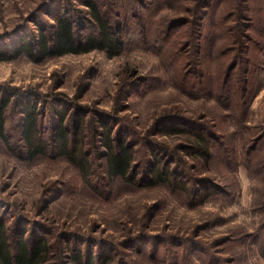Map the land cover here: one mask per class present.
<instances>
[{
	"label": "rangeland",
	"instance_id": "1",
	"mask_svg": "<svg viewBox=\"0 0 264 264\" xmlns=\"http://www.w3.org/2000/svg\"><path fill=\"white\" fill-rule=\"evenodd\" d=\"M84 1L0 0V49L15 48L22 39L34 47L40 31L52 37L58 15H67L80 37L93 32ZM94 1L120 32V55L91 51L34 61L20 54L0 61V97L9 99L6 143L0 140V219L11 251L21 238L29 246L43 238V264H74L66 246L84 254L92 249L97 264L103 255L109 264H172L177 254L194 264L211 257L219 264H264V170L255 164V156L263 157L257 140L264 134L258 33L248 47L260 61V83L242 115L211 93V45L219 37L209 26V10L196 16L191 1ZM193 20L204 32L192 34L195 46H188ZM164 24H181L173 29L183 38L180 49L170 47L171 35L160 33ZM21 102L35 105L44 142L60 114L71 135L82 131L91 187L55 151L26 159ZM100 122L133 146L134 182L108 184L94 144ZM175 123L212 136L215 151L207 164L186 157V135H164ZM150 150L180 167L190 196L141 186L152 167ZM205 191L210 194L203 196Z\"/></svg>",
	"mask_w": 264,
	"mask_h": 264
},
{
	"label": "trees",
	"instance_id": "2",
	"mask_svg": "<svg viewBox=\"0 0 264 264\" xmlns=\"http://www.w3.org/2000/svg\"><path fill=\"white\" fill-rule=\"evenodd\" d=\"M176 1L193 2L195 4V14L198 11V15H201L204 10H209V26L215 28L219 37V40H214L211 45V62L213 63L211 93L218 99L222 97L228 99L233 104L230 109L234 112L241 110L240 114L243 115L247 110V100L255 93L254 90L260 83L258 79L260 61H258V58L256 60L248 44L253 43L254 37L252 34L257 32L259 40H256L255 43L259 47L258 50L262 57H264V0H217L212 7L211 0ZM83 5L87 8V13L93 24V32L80 37L76 34L74 24L70 18L67 15H58L54 18L52 37L48 38L40 31L36 36L34 47L30 41L22 39L15 48L8 51L0 49V61L16 58L20 54H24L34 61H41L50 56L81 54L91 51L104 52L108 58L120 55L124 47L123 40L119 35L120 32L112 27L109 18L100 9L96 1L85 0ZM198 15L196 14V16ZM194 21H191L190 38L194 34L195 36L197 34L198 37V34L204 32V26L198 25ZM165 25L161 27L160 33L164 36L171 35L170 47L180 49L183 38H179L178 35L181 34L173 33V29L181 24L171 25L170 28ZM191 44L195 46L194 37L188 42V46H191ZM234 51L236 53L231 55L230 53ZM174 55L178 57L179 54L175 52ZM180 63L183 66L182 61L177 62L175 65L180 67ZM8 104L9 99L0 97V140L5 143V112ZM20 104L22 140L26 159L32 160L37 156H45L50 151H55L58 156L65 158L74 165L85 184L91 187V161L87 159L83 149V139L80 137L82 131L71 135L64 125L65 115L60 114L57 117L52 136L49 139L47 138L48 142H44L39 131L35 105L23 102ZM98 127L100 129L95 134L97 137L94 144L97 143L99 146L96 147V154L104 158V174L108 184L115 180L134 182L135 176L132 174L133 146L129 145L126 139L114 138L112 130L104 122H100ZM163 132L165 136L186 135L188 145L182 150L186 152V157L188 156L193 160L195 165L201 163L205 165L212 159L213 151H215L213 138L212 136L210 138L203 131L175 123L171 127L164 128ZM257 143L263 157L261 159L255 156L258 159L255 164L264 170V134L259 137ZM98 148H103V151L101 152V149ZM161 151L166 152L168 155H175L167 151ZM246 156H250V154ZM149 158L152 167L147 175L148 177H146V182L141 186L156 187L162 185L190 196L189 179L187 181V179L180 177L178 173L180 167H177V169L170 162H163L162 157L153 150L149 151ZM261 180L264 181V174ZM203 194V196H207L210 191H205ZM47 251L48 244L43 238H37L32 246H29L21 238L17 241L15 249L11 251L6 239L5 225L0 219V264H43ZM66 251H69V258L74 264H97L92 249L84 254L80 249L66 246ZM103 256H99V264H109L110 261L106 259L108 258L107 255ZM174 260L172 264H194L192 258L184 261L183 258H179L178 254L174 257ZM203 263L219 264L213 257L209 261L203 260Z\"/></svg>",
	"mask_w": 264,
	"mask_h": 264
}]
</instances>
